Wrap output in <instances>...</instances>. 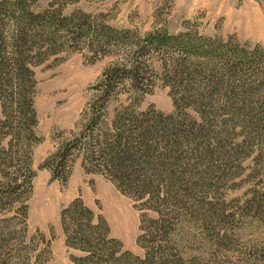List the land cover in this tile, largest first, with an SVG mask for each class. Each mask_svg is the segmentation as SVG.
<instances>
[{
    "label": "trees",
    "instance_id": "16d2710c",
    "mask_svg": "<svg viewBox=\"0 0 264 264\" xmlns=\"http://www.w3.org/2000/svg\"><path fill=\"white\" fill-rule=\"evenodd\" d=\"M36 2L0 0V264L48 258V240L29 234L27 225L33 148L42 141L32 67L69 40L115 59L93 85L77 130L40 166L64 185L70 157L80 151L85 172L103 174L139 203L136 209L156 212L140 215L138 255L110 234L102 215L73 198L59 212L65 245L79 251L69 256L72 263L219 264L237 257L238 232L228 221L238 214L264 227V47L186 25L176 33L155 27L139 35L82 10L64 14L63 4L36 9ZM156 79L168 87L173 111H136ZM125 85L136 97L109 119L107 103ZM241 184L248 189L226 197L227 187ZM250 248L249 256H262L256 264L264 263V248Z\"/></svg>",
    "mask_w": 264,
    "mask_h": 264
},
{
    "label": "rangeland",
    "instance_id": "374dc122",
    "mask_svg": "<svg viewBox=\"0 0 264 264\" xmlns=\"http://www.w3.org/2000/svg\"><path fill=\"white\" fill-rule=\"evenodd\" d=\"M49 3L54 7L63 4L64 14L82 10L110 26L129 28L139 35L155 27H166L171 33H176L186 25L206 35L225 38L235 34L242 42L259 43L264 47V0H37L35 7L41 9ZM62 47L63 50L32 67L36 78L34 106L37 130L42 141L34 146L32 154L35 176L28 200L29 234L40 232L48 240L49 253L44 264H73L69 256L79 254V251L65 245L59 212L73 198L80 196L95 214L104 217L112 236L119 239L125 248L142 255V248L136 244L140 215L146 212L148 216L155 217V211L136 209L134 205L139 203L121 193L103 174L85 172L80 151H74L70 157L71 172L64 185L51 179L48 168L40 166L64 137L77 130L80 114L95 92L93 85L103 69L115 59L114 55L93 53L88 43L80 40H69ZM158 63L153 59L154 69H158ZM116 90L106 107L109 119L115 108L128 105L136 97L128 91V85L119 86ZM149 107L164 113L174 109L168 87L159 79L134 109L141 111ZM243 165L248 171L251 158ZM246 189L248 186L241 184L239 188L227 187L223 192L231 198L241 195ZM227 225L235 229L236 234L238 232L232 246L237 249L238 256L231 257L230 261H219V264L259 263L262 256L249 255L253 245L258 250L264 248L261 243L264 241L263 224L237 214Z\"/></svg>",
    "mask_w": 264,
    "mask_h": 264
}]
</instances>
